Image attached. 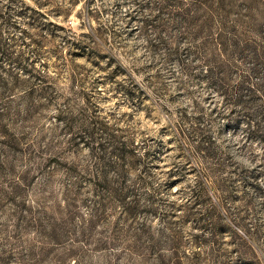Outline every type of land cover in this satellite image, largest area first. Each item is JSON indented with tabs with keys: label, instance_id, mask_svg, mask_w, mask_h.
<instances>
[{
	"label": "rangeland",
	"instance_id": "1",
	"mask_svg": "<svg viewBox=\"0 0 264 264\" xmlns=\"http://www.w3.org/2000/svg\"><path fill=\"white\" fill-rule=\"evenodd\" d=\"M0 264H264V0H0Z\"/></svg>",
	"mask_w": 264,
	"mask_h": 264
},
{
	"label": "trees",
	"instance_id": "2",
	"mask_svg": "<svg viewBox=\"0 0 264 264\" xmlns=\"http://www.w3.org/2000/svg\"><path fill=\"white\" fill-rule=\"evenodd\" d=\"M163 1V0H162Z\"/></svg>",
	"mask_w": 264,
	"mask_h": 264
}]
</instances>
